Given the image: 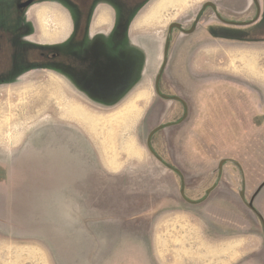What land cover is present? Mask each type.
Wrapping results in <instances>:
<instances>
[{"label": "rangeland", "instance_id": "obj_1", "mask_svg": "<svg viewBox=\"0 0 264 264\" xmlns=\"http://www.w3.org/2000/svg\"><path fill=\"white\" fill-rule=\"evenodd\" d=\"M17 1L0 0V16L20 15ZM227 3H236L221 12L230 23L203 7L199 32L209 29L207 37L176 34L159 78L161 96L141 127L152 162L131 176L108 177L82 130L66 125L60 136L57 126L42 123L39 79L26 94L23 84L0 88V119L16 113L21 129L31 133L14 150L0 151L2 258L264 264V221L247 198L248 188L264 181V0ZM235 49L255 51L249 57ZM248 58L255 60L251 72ZM23 107L32 108L31 117L23 119ZM188 229L198 235L191 238ZM234 238H240V257L217 263L218 239L227 254ZM204 244L208 261L202 263Z\"/></svg>", "mask_w": 264, "mask_h": 264}, {"label": "crops", "instance_id": "obj_2", "mask_svg": "<svg viewBox=\"0 0 264 264\" xmlns=\"http://www.w3.org/2000/svg\"><path fill=\"white\" fill-rule=\"evenodd\" d=\"M21 1L15 3L20 15L0 16V88L23 84L26 94V89L33 88L39 79L42 123L57 126L60 136V128L66 125L82 130L90 147L99 152L100 166L108 177L131 176V172L152 162V150L143 140L141 127L161 96L159 78L166 57L173 54L176 34L200 33L201 38L207 37L209 29L199 32V28L204 24L203 7L208 8V2L94 0L82 4L33 0L21 9ZM227 2H212L221 21V12L236 4ZM217 36L221 38L223 34ZM252 51L255 50H234L236 55L249 57L254 55ZM244 62L248 71H253L255 60L248 58ZM25 98V104L34 101H27L26 95ZM22 109L23 119H27L26 115L31 117L32 108ZM9 115L0 119L4 122L0 125V151L14 150L23 137L31 135L21 129L16 113ZM10 120L14 121L12 132ZM247 198L252 210L264 221V206L262 209L257 205L259 200L264 203V181L254 189L248 188ZM189 232L191 238L198 235L195 230ZM200 236L201 241L206 239L202 232ZM207 247L204 244L200 249L202 263L208 261L204 254ZM226 248L227 254L218 239L217 263L226 256L229 263L236 262L235 258L240 257V238L228 241ZM222 261L226 263L225 259ZM0 264L56 262L49 256L2 258L0 253Z\"/></svg>", "mask_w": 264, "mask_h": 264}, {"label": "water", "instance_id": "obj_3", "mask_svg": "<svg viewBox=\"0 0 264 264\" xmlns=\"http://www.w3.org/2000/svg\"><path fill=\"white\" fill-rule=\"evenodd\" d=\"M31 4H32V0H29V1L25 2V3H21V4L19 5V7H20V8H21V7H28V6L31 5ZM257 5H258V4H257ZM207 6L214 7L215 5H214L212 2H208V3H207ZM260 13H261V9H260V5H258V15H257V18L260 17ZM220 18H221L223 21L227 22V23H230V22H231V21H227V20L223 19L222 17H220ZM175 26L179 27L180 25L177 24V25H175ZM158 90H159V88H158Z\"/></svg>", "mask_w": 264, "mask_h": 264}, {"label": "flooded vegetation", "instance_id": "obj_4", "mask_svg": "<svg viewBox=\"0 0 264 264\" xmlns=\"http://www.w3.org/2000/svg\"><path fill=\"white\" fill-rule=\"evenodd\" d=\"M27 1H29V0H23V1H21L20 3H25V2H27ZM33 1V0H32ZM93 1L94 0H91V3H93ZM21 9H24V7H21Z\"/></svg>", "mask_w": 264, "mask_h": 264}, {"label": "trees", "instance_id": "obj_5", "mask_svg": "<svg viewBox=\"0 0 264 264\" xmlns=\"http://www.w3.org/2000/svg\"><path fill=\"white\" fill-rule=\"evenodd\" d=\"M76 1H77L78 3H81L80 0H76ZM89 3H91V1H90ZM89 3H87V4H89ZM82 4H84V3H82Z\"/></svg>", "mask_w": 264, "mask_h": 264}]
</instances>
